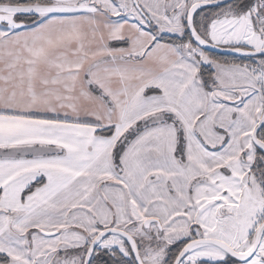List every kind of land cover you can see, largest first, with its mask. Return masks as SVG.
Here are the masks:
<instances>
[{"label": "snow or ice", "instance_id": "snow-or-ice-1", "mask_svg": "<svg viewBox=\"0 0 264 264\" xmlns=\"http://www.w3.org/2000/svg\"><path fill=\"white\" fill-rule=\"evenodd\" d=\"M0 264H264V0H0Z\"/></svg>", "mask_w": 264, "mask_h": 264}]
</instances>
